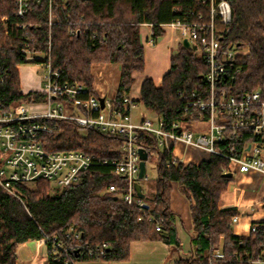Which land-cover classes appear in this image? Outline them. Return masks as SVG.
Instances as JSON below:
<instances>
[{
  "label": "trees",
  "instance_id": "16d2710c",
  "mask_svg": "<svg viewBox=\"0 0 264 264\" xmlns=\"http://www.w3.org/2000/svg\"><path fill=\"white\" fill-rule=\"evenodd\" d=\"M229 2L233 19L223 42L246 53L238 57L243 69L228 90L242 97L264 90V0ZM46 10L45 5H33L30 13L20 18L14 0H0V101L6 110L45 99L42 93L21 90L18 66L25 60L20 45L27 37L35 40L34 49L42 54H48L50 48L52 67L61 71L62 81H77L92 94H96L93 66L118 65V84L111 99L116 108L122 107L123 98L131 94L133 74L145 69L141 27L150 26V38L156 41L165 35L164 25L194 20L201 8L194 0H68L54 3L52 26ZM71 31L79 34L72 35ZM170 62L160 87L150 78L143 81L136 103L161 117L165 130L180 133L192 130L194 121L186 116L184 107L194 95L204 97L208 67L201 55L183 44ZM60 128L57 135H38L44 148L81 151L108 161L123 156L120 137H106L98 131L83 134L70 121L61 122ZM138 135L137 144L147 151L148 161L155 157L153 188L150 193L142 189V201L149 209L128 205L120 192H104L112 185L127 186L126 179L112 172L111 165L95 163L82 174L79 186L56 192L48 180L14 185L20 199L0 187V264H18V249L45 236L57 237L66 246L79 242L93 248L103 244L108 247L104 258H81L73 252L74 260L127 261L132 244L137 242H160L180 251V221L171 209L174 184L188 201L192 221L188 253L174 264H252L264 254V223L257 224L249 238H240L232 224L238 212L220 208V200L233 180L223 175L234 174L226 157L211 155L197 165L174 162V142L159 147L156 137L144 131H138ZM257 140L251 131L240 129L234 136L225 135L224 141L215 146L223 154L240 157L245 144ZM161 218V230L157 231ZM71 229L82 233L79 241L66 238ZM218 251H223L224 259L215 258ZM47 255V264H64L67 259L64 255L54 259L50 250Z\"/></svg>",
  "mask_w": 264,
  "mask_h": 264
},
{
  "label": "built area",
  "instance_id": "2783aa9c",
  "mask_svg": "<svg viewBox=\"0 0 264 264\" xmlns=\"http://www.w3.org/2000/svg\"><path fill=\"white\" fill-rule=\"evenodd\" d=\"M66 1L68 0H14L15 12L17 17L25 18L33 5H45L47 20L49 26H52L54 3ZM194 1L201 8L194 20L177 21L163 27L170 26L179 31L181 44L187 40L193 52L201 55L208 67L204 77L207 84L204 97L194 95L193 100L184 107L186 116L194 121L193 124L204 122L207 128L196 131L184 129L180 133L167 131L161 117L156 116L151 120L146 115L135 123L132 111L137 103L130 95L123 98L122 107L115 108L111 100L106 99L102 107L101 97L92 94L85 85L77 81H62L61 71L52 67L50 48L48 54H42L34 49L35 40L27 37L20 45L25 61L18 69L27 64L35 65L37 71L41 69L40 87L32 91L44 94L45 99L40 103L29 104L32 108H41L40 112L34 113L27 104L6 110L0 101V187L20 199L14 185L29 186L39 180H48L52 182L56 192L79 186L82 183V174L95 163L111 165L115 175L126 179L127 186L120 188L112 185L104 192H120L128 205L144 208V203L135 190V184L139 183L141 162L140 147L137 144L138 131L156 137L159 147L172 141L175 148L183 145L187 149L203 151L210 156H224L230 161L234 172H256L264 175V90L259 89L242 97H236L228 90L243 69L238 57L246 53L234 44L225 45L223 42L233 19L231 4L229 0ZM2 21H7V18ZM18 27L23 30L27 28L25 25ZM70 34L79 33L71 31ZM153 43L149 38V44ZM63 121L74 122L83 134L98 131L106 137H120L123 140V156L118 160L108 161L81 151L47 150L38 135L61 133L60 123ZM174 127L177 128L178 124H174ZM240 129L251 131L258 140L246 143L240 157L226 155L217 150V142H223L227 134L234 136ZM173 156L174 162H183L174 154ZM145 179H149L147 173ZM162 222L161 218L157 223V231L161 230ZM239 222L240 216H234L233 227ZM255 231L256 225H253L251 233ZM66 238L79 241L82 233L71 229ZM34 243L39 251L43 247L47 248V252L50 250L54 259L60 255L66 256L64 264H76V260L71 258L73 252L81 258H104L105 249L108 248L106 244L93 248L79 242L66 246L57 237L48 236ZM215 258L224 259L223 251H218ZM251 263L264 264V254Z\"/></svg>",
  "mask_w": 264,
  "mask_h": 264
},
{
  "label": "crops",
  "instance_id": "0c3cea01",
  "mask_svg": "<svg viewBox=\"0 0 264 264\" xmlns=\"http://www.w3.org/2000/svg\"><path fill=\"white\" fill-rule=\"evenodd\" d=\"M147 27L144 32L145 41L142 39V28ZM165 35L156 40V43L149 44L151 34V27L148 25L141 27V42L145 49V69L142 73L135 72L133 77L135 82L133 84L130 96L137 100L140 97V90L145 79L150 78L154 81L157 87H160L164 75L170 70L171 56L173 51H178L181 44V37L178 31L170 26L163 27ZM26 69V68H25ZM21 76V90L23 93L38 89L40 87V80L36 79V85L32 89L24 90V83L27 86L29 81L33 83L32 77L28 74L22 76V67L19 69ZM26 70L25 72H28ZM34 80L36 78L37 69H32ZM32 81V82H31ZM29 86V85H28ZM31 88V87H30ZM143 116V115H142ZM195 129H203L196 126ZM174 155L185 164H199L203 160L210 158L206 152L187 149L183 145L176 146ZM143 189V187H142ZM221 209H236L240 216V222L233 227L234 234L240 238H249L251 235V228L253 225L264 223V175L256 172L240 173L235 171L233 180L228 186L227 192L220 200ZM171 209L179 217V237L181 239L182 233H188L192 230V221L189 211V204L187 199L179 192L176 184L173 185V192L171 195ZM190 233V232H189ZM34 243V242H30ZM190 248V247H189ZM33 254L28 261H22L29 257V254L21 252V261L18 264H47L46 260L40 262L41 251ZM177 258L175 259V261ZM174 261V262H175Z\"/></svg>",
  "mask_w": 264,
  "mask_h": 264
},
{
  "label": "rangeland",
  "instance_id": "374dc122",
  "mask_svg": "<svg viewBox=\"0 0 264 264\" xmlns=\"http://www.w3.org/2000/svg\"><path fill=\"white\" fill-rule=\"evenodd\" d=\"M147 27L142 28V39L144 38V32ZM180 34V32L178 31ZM145 41V39H143ZM156 43V41H154ZM173 54H177V51H173ZM26 68V69H25ZM36 66L33 64H27L22 66V76L30 75L32 77L33 83H28L26 86L24 83V90L27 88L32 89L33 86L36 85V79L40 78L42 75V71H37L36 78L34 80V74L32 69H35ZM29 70L28 72H25ZM119 67L115 64H96L93 66V76H94V84L93 87L96 91L97 97H103L106 100H111L115 93L118 84L119 78ZM28 73V74H27ZM31 81V82H32ZM31 87V88H30ZM28 108L30 107L27 104ZM32 113L35 111H41L40 107H30ZM132 115L135 123L139 122L142 118V115H146L149 119L154 120L156 115L148 111L143 105L137 104V106L132 111ZM199 128H207V125L204 122L192 124V130ZM147 174L148 180L143 179L139 180L141 186L143 187L146 193H150L153 188V183L156 178V170H155V157H152L150 161L147 162ZM55 193V192H53ZM191 232V231H189ZM182 233V249L180 251L176 250L174 247H169L160 242H137L132 244L130 258L127 261L122 262H114L109 263L105 261H89V260H76V264H174L175 259L179 257H184L187 255L189 247H190V233ZM37 246L35 243H28L21 246L18 249V262L28 261L32 258L33 254L37 251ZM21 252L29 254V257H25L26 259L21 261ZM47 256V248L43 247L40 256V262H44ZM47 262V260H46Z\"/></svg>",
  "mask_w": 264,
  "mask_h": 264
},
{
  "label": "water",
  "instance_id": "95a60500",
  "mask_svg": "<svg viewBox=\"0 0 264 264\" xmlns=\"http://www.w3.org/2000/svg\"><path fill=\"white\" fill-rule=\"evenodd\" d=\"M182 44L186 48H189L190 47L189 42L187 40H184L182 42ZM100 101H101V104H102V107H103L104 106V102H105V98L101 97L100 98ZM139 155H140V159H141V162H140V171H139V180H143V179H145V176H146V173H147V162H148V159H149V155L142 148L139 149ZM223 177H225V178H232L233 177V173L224 174ZM135 190H136L137 196L139 198L143 199L145 195L142 192V186H141L140 183H136L135 184ZM143 207L145 209H149V206L146 205V204H144Z\"/></svg>",
  "mask_w": 264,
  "mask_h": 264
}]
</instances>
